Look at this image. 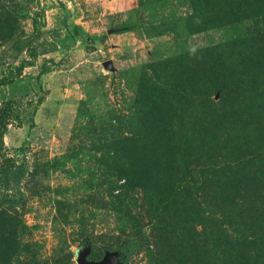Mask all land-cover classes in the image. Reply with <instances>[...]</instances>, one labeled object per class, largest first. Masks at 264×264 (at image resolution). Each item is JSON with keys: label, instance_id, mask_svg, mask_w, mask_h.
Here are the masks:
<instances>
[{"label": "rangeland", "instance_id": "374dc122", "mask_svg": "<svg viewBox=\"0 0 264 264\" xmlns=\"http://www.w3.org/2000/svg\"><path fill=\"white\" fill-rule=\"evenodd\" d=\"M239 2L0 0V174L29 165L3 264H264V0ZM189 170L199 233L160 200Z\"/></svg>", "mask_w": 264, "mask_h": 264}, {"label": "trees", "instance_id": "16d2710c", "mask_svg": "<svg viewBox=\"0 0 264 264\" xmlns=\"http://www.w3.org/2000/svg\"><path fill=\"white\" fill-rule=\"evenodd\" d=\"M241 2L238 3V11L237 14H241L251 4V0H240ZM51 51L48 49H44L42 52V55H47ZM47 62H44L42 66H40L41 74L45 75L51 72V68H49ZM255 75V74H254ZM1 121V120H0ZM264 123V121H262ZM8 124L6 121H3V125L0 124V126H3L4 129L0 131V157H5L3 152H6L8 150H5L3 147V140L2 137L4 136V130ZM264 133V132H263ZM262 134V133H260ZM259 134V135H260ZM264 143V142H262ZM248 145V143H247ZM185 157L187 154V150L184 149ZM119 158L118 164L119 168H121V171L123 169L124 171V177L129 178V175L133 171V163L132 162H138L139 156L135 153H129L125 155L118 154L117 156ZM178 168L182 169L181 165H177ZM135 169V168H134ZM182 171V172H181ZM29 173V165L27 163L19 164L18 160L16 158H10L6 159L5 163L1 167V174L0 178L2 179L1 182L5 185L4 192H0V216L1 218L7 216L8 212L10 210L16 209L24 200V194L21 192V183L25 179L26 174ZM183 175V170H180V173ZM188 175L190 179L187 183L183 184V182L178 183L179 181L176 180L175 183L171 184L167 190H165V193L163 194V197L160 199L161 202L164 201L166 204L165 210H168L172 214L173 218H177V221L180 222V228L191 230L194 233H199L198 228L201 227V229H206L207 226L209 227V222L211 220V211H203L202 209L197 207L202 205V203L199 202L197 197L194 196V186H197V183L199 182V177L193 170L188 171ZM15 190L16 195L13 197V194H9L10 191ZM5 224H13L12 220L5 219ZM8 249L7 251L1 256L0 258V264H3L2 257L6 256L8 262V259L12 258L14 255H18V249H19V239L18 235L16 233V230L13 231V238L8 239ZM139 250L138 246L135 244H129L125 245L118 249V258L123 263H127L129 258L135 253H137ZM38 264V263H36ZM64 264V263H62Z\"/></svg>", "mask_w": 264, "mask_h": 264}, {"label": "water", "instance_id": "95a60500", "mask_svg": "<svg viewBox=\"0 0 264 264\" xmlns=\"http://www.w3.org/2000/svg\"><path fill=\"white\" fill-rule=\"evenodd\" d=\"M83 261H80V264H84V263H82Z\"/></svg>", "mask_w": 264, "mask_h": 264}]
</instances>
